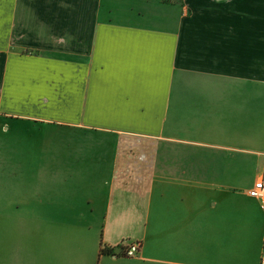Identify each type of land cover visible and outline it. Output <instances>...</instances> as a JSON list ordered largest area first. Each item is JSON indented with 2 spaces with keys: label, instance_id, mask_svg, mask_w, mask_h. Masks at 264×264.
<instances>
[{
  "label": "crops",
  "instance_id": "0c3cea01",
  "mask_svg": "<svg viewBox=\"0 0 264 264\" xmlns=\"http://www.w3.org/2000/svg\"><path fill=\"white\" fill-rule=\"evenodd\" d=\"M0 169V264H264V0H0Z\"/></svg>",
  "mask_w": 264,
  "mask_h": 264
},
{
  "label": "rangeland",
  "instance_id": "374dc122",
  "mask_svg": "<svg viewBox=\"0 0 264 264\" xmlns=\"http://www.w3.org/2000/svg\"><path fill=\"white\" fill-rule=\"evenodd\" d=\"M12 131H11V134L13 135V141L14 142H19V143H24V144H28V145H37V144H45V145H52V144H56V143H66L68 144L69 143V136L66 137V140H63V141H60V136H53L54 133L56 132V130H54V128H57V127H60L58 125H50V124H38V123H34V122H31V121H22L21 123L20 122H13L12 124ZM22 129V130H21ZM62 138V137H61ZM93 141L91 140V144L92 145H98L100 143L98 142H104L105 139H101L100 138H97V139H101V141H96L95 137L93 136ZM106 140L107 141H110L111 144H116V138L114 136H107L106 137ZM39 148H41L39 146ZM47 147H45V150H48L46 149ZM55 149V148H54ZM91 155L92 156H99L101 153H96L95 151H91ZM31 154V153H30ZM48 156H49V159H48ZM50 156L51 155H48V152L47 153H44V159H48L49 161L51 160L50 159ZM45 162V165L44 167L40 168V169H30L29 172H33L34 175H41V174H44L45 176H48V175H52L55 171V165H52L53 163H50V162H47V161H44ZM58 169V168H57ZM58 172V171H57ZM259 173L260 170L259 169H253V175L255 173ZM0 174H3V169H0ZM59 174V172L57 173ZM73 187V188H72ZM70 191L68 190H65V193H69L71 192L73 195H75L76 193L80 196V195H85V193L87 192L86 189H84V187H79V186H71L70 185ZM63 185H55L53 187V185H47L46 186V190L44 191L45 192V195L47 197H55V196H58L59 192H62L63 191ZM66 189V188H65ZM45 196V197H46ZM33 197L31 196L30 194V209H33V207L31 206H34L33 204ZM36 209V208H35Z\"/></svg>",
  "mask_w": 264,
  "mask_h": 264
},
{
  "label": "built area",
  "instance_id": "2783aa9c",
  "mask_svg": "<svg viewBox=\"0 0 264 264\" xmlns=\"http://www.w3.org/2000/svg\"><path fill=\"white\" fill-rule=\"evenodd\" d=\"M249 195L261 200L262 208L264 209V175L261 176L254 184V186L249 190ZM141 242L139 240L135 241H123L119 252H112V255L118 256L122 254L126 257H136L138 256L141 249Z\"/></svg>",
  "mask_w": 264,
  "mask_h": 264
},
{
  "label": "trees",
  "instance_id": "16d2710c",
  "mask_svg": "<svg viewBox=\"0 0 264 264\" xmlns=\"http://www.w3.org/2000/svg\"><path fill=\"white\" fill-rule=\"evenodd\" d=\"M114 250H115V249H112V250H111V253H112Z\"/></svg>",
  "mask_w": 264,
  "mask_h": 264
},
{
  "label": "water",
  "instance_id": "95a60500",
  "mask_svg": "<svg viewBox=\"0 0 264 264\" xmlns=\"http://www.w3.org/2000/svg\"><path fill=\"white\" fill-rule=\"evenodd\" d=\"M116 251H117V252H119V251H120V249H117Z\"/></svg>",
  "mask_w": 264,
  "mask_h": 264
}]
</instances>
